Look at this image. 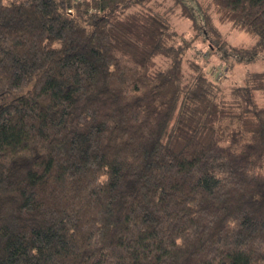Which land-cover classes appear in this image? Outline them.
I'll return each instance as SVG.
<instances>
[{
	"label": "trees",
	"instance_id": "trees-1",
	"mask_svg": "<svg viewBox=\"0 0 264 264\" xmlns=\"http://www.w3.org/2000/svg\"><path fill=\"white\" fill-rule=\"evenodd\" d=\"M209 9L256 42L193 0H0V264H264V72L203 68L264 58V0Z\"/></svg>",
	"mask_w": 264,
	"mask_h": 264
},
{
	"label": "rangeland",
	"instance_id": "rangeland-1",
	"mask_svg": "<svg viewBox=\"0 0 264 264\" xmlns=\"http://www.w3.org/2000/svg\"><path fill=\"white\" fill-rule=\"evenodd\" d=\"M210 0H193V6L195 8V13L197 16V24L200 25V29L207 30V27L204 24L205 12L211 15V21L213 27L219 32L221 36V42H228L233 46H243L250 47L256 42V38L243 32L232 29L230 24H220L216 19L215 15L209 9ZM177 29L184 31L188 34L189 37L199 36V41H196L198 48H202L203 55L208 51L209 47V38L208 41L205 40L202 31H196L193 29L192 21L185 19L174 20ZM211 39V34H210ZM204 41V42H203ZM228 46V45H226ZM208 53V52H207ZM204 58L206 61H201L205 72L209 77H215L216 79L222 78L224 82V88L226 91L230 89L232 85H240L244 83L245 75L247 72H264V58H257L247 63L239 64L233 69L224 67V61L219 59L220 55L215 54L211 51Z\"/></svg>",
	"mask_w": 264,
	"mask_h": 264
},
{
	"label": "built area",
	"instance_id": "built-area-1",
	"mask_svg": "<svg viewBox=\"0 0 264 264\" xmlns=\"http://www.w3.org/2000/svg\"><path fill=\"white\" fill-rule=\"evenodd\" d=\"M71 12V11H70Z\"/></svg>",
	"mask_w": 264,
	"mask_h": 264
}]
</instances>
